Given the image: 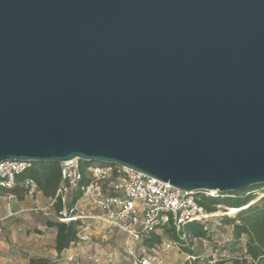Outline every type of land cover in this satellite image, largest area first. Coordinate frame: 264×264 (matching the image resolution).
Segmentation results:
<instances>
[{
  "label": "water",
  "instance_id": "95a60500",
  "mask_svg": "<svg viewBox=\"0 0 264 264\" xmlns=\"http://www.w3.org/2000/svg\"><path fill=\"white\" fill-rule=\"evenodd\" d=\"M264 185V0H0V163Z\"/></svg>",
  "mask_w": 264,
  "mask_h": 264
},
{
  "label": "built area",
  "instance_id": "2783aa9c",
  "mask_svg": "<svg viewBox=\"0 0 264 264\" xmlns=\"http://www.w3.org/2000/svg\"><path fill=\"white\" fill-rule=\"evenodd\" d=\"M29 161H5L0 163V188L11 189L17 176L30 167ZM61 183L49 206L61 205L58 220L63 223L84 221L80 233L88 228L86 221L103 217L108 223L127 234L132 241H140L161 226H171L177 231L190 222L204 223L214 213H207L200 204V195L215 197L218 192L184 191L132 169L103 163L84 162L78 159L59 164ZM86 177L88 183L80 182ZM28 195L36 193L31 179L23 183ZM80 191V197L71 209L66 204L72 194ZM84 200L101 213L77 211ZM220 209V206H218ZM173 245L162 243L148 256H133V264H164L163 254ZM187 260H194L188 256ZM69 262L80 264L72 257Z\"/></svg>",
  "mask_w": 264,
  "mask_h": 264
},
{
  "label": "crops",
  "instance_id": "0c3cea01",
  "mask_svg": "<svg viewBox=\"0 0 264 264\" xmlns=\"http://www.w3.org/2000/svg\"><path fill=\"white\" fill-rule=\"evenodd\" d=\"M90 210L101 213L80 200L77 211ZM57 221L49 199L40 192L15 196L0 188V264H29L34 258H46L51 264H75L68 261L69 257L80 264H133L134 255L145 257L154 252L143 240L132 241L126 233L100 217L86 221L88 228L80 233L78 240L58 253L55 248ZM154 233L161 236L162 243L169 242L161 229ZM195 241L191 247L192 257L202 259L194 249ZM188 256L172 246L163 254L164 264H184Z\"/></svg>",
  "mask_w": 264,
  "mask_h": 264
},
{
  "label": "trees",
  "instance_id": "16d2710c",
  "mask_svg": "<svg viewBox=\"0 0 264 264\" xmlns=\"http://www.w3.org/2000/svg\"><path fill=\"white\" fill-rule=\"evenodd\" d=\"M25 179H31L36 186V192H40L44 197L51 199L61 183L59 164L31 162L27 171L17 176L15 185L11 189H7V192L15 196L28 194L23 185ZM87 183L88 179L86 177L80 182L81 185ZM263 190L264 185H257L239 192L218 193L215 197L200 195L199 202L207 213H216L219 211L218 206L225 209L223 212L229 209L237 210L234 216L225 214L219 219V225L223 228H230L231 237L228 246H230L234 264L248 262L250 264H262L264 262ZM80 195V191L73 193L66 204L67 210L72 208ZM52 209L58 218L61 205L56 203ZM55 226L57 229L55 248L60 253L68 248L71 243L78 240L82 222L79 220L68 223L57 221ZM157 229L162 230V235L169 240L173 247L179 248L191 257L194 256V251L191 248L194 240H205L210 243L212 241L211 231L201 222H190L178 231L171 226H161ZM142 240L146 246L153 249L162 244L161 236L156 235L154 232ZM210 256L208 259L186 260L184 264H228L224 259L215 260L212 259V255ZM29 264H51V262L46 258H34L30 259Z\"/></svg>",
  "mask_w": 264,
  "mask_h": 264
},
{
  "label": "rangeland",
  "instance_id": "374dc122",
  "mask_svg": "<svg viewBox=\"0 0 264 264\" xmlns=\"http://www.w3.org/2000/svg\"><path fill=\"white\" fill-rule=\"evenodd\" d=\"M264 191V190H263ZM262 193V192H258ZM225 209L222 207L214 213L215 215L209 217L207 221L204 222V224L209 228L210 235L212 238L211 243L202 241V240H196L194 242V249L196 252H198L202 259H208V257L212 254H214V257L212 259L219 260L224 259L226 263L228 264H234L233 258H232V252L230 251V244L229 239L231 237L230 234V228H223V226L220 224V217L228 214L234 216L237 210L229 209L225 212H223ZM211 257V256H210ZM237 259V257H236ZM241 261V260H239ZM241 264H250L248 263H241ZM264 264V262L262 263Z\"/></svg>",
  "mask_w": 264,
  "mask_h": 264
}]
</instances>
